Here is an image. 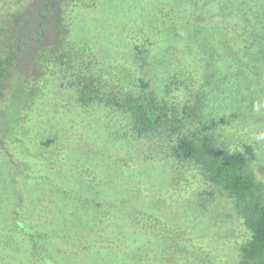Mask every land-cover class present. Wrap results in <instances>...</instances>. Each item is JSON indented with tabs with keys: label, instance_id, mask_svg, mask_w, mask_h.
Here are the masks:
<instances>
[{
	"label": "rangeland",
	"instance_id": "rangeland-1",
	"mask_svg": "<svg viewBox=\"0 0 264 264\" xmlns=\"http://www.w3.org/2000/svg\"><path fill=\"white\" fill-rule=\"evenodd\" d=\"M5 1L34 14L27 29L28 15L6 21L0 12V57L16 48L15 38L31 35L0 104V264H44L32 257L29 227L56 237L70 264H142L146 257L151 264H239L250 233L228 195L194 162L175 158L167 134L139 137L117 103H83L81 93L95 77L110 94H138L137 74L174 121L194 117L202 100L220 148L252 145L249 167L264 193V73L243 101L233 99L228 63L214 52L172 60L156 15H168L172 0H83L60 31L54 24L62 11L52 12L40 43L35 16L43 0ZM64 38L74 46H62ZM185 106L193 112L186 115Z\"/></svg>",
	"mask_w": 264,
	"mask_h": 264
},
{
	"label": "trees",
	"instance_id": "trees-1",
	"mask_svg": "<svg viewBox=\"0 0 264 264\" xmlns=\"http://www.w3.org/2000/svg\"><path fill=\"white\" fill-rule=\"evenodd\" d=\"M82 1L64 0L62 6L59 0H43L35 16L37 18L35 33L39 35L35 42L40 43L46 38L47 21L52 12L59 8L60 12L62 11L54 24L56 31H60L62 24L70 23L69 20L76 8L81 6ZM7 3L5 1L0 5L1 16L4 15L7 17L6 21H11L18 13L20 16L28 15V29L34 13L30 10L15 12L22 6L14 7L11 2ZM169 8L168 15L163 13V9L156 11V15L165 22L167 33L166 37L163 36V41L171 53L170 58L175 60L183 55L193 58L202 53L209 56V51L214 52L222 63H228V69L224 70V73L231 75L228 83L232 82V78L235 81V86L231 88L228 86L232 90L233 99L238 96H241L243 101L250 98L246 92H255V88H258L255 80L264 73V0H172ZM5 9L7 11H4ZM20 25L21 22L15 30L19 31ZM5 28L9 30L10 23H6ZM29 30L26 35L30 34ZM3 39L5 38L0 33V40ZM30 39L31 35H27L26 39L15 38L16 48L9 49L4 57H0V104L4 98V82L8 79L15 62L31 49ZM151 40L149 38L147 42ZM67 44L74 46L66 38L61 40L62 46ZM34 48L29 51V55L37 53ZM167 49L166 46L162 47L166 52ZM141 59L146 63L143 57ZM194 60L200 63L199 60ZM232 66L235 68L234 74L231 73ZM141 68L144 69V66ZM125 83H131L130 79ZM132 83L131 85L136 86L140 92L136 94L129 91L127 94L122 93L123 97H119L99 88V82L93 77L86 81L81 101L87 104L117 103L130 118L132 129L139 137L159 138L167 134L171 154L181 161L194 162L207 182L219 187L228 195L233 202V210L243 219L250 238L241 248L239 264H264V193L249 167L250 161L255 158L252 145L245 144L242 151L234 153L220 148L210 135L214 130L213 117L207 113L208 106L202 100L194 108V117L192 114L187 115V111L193 112L192 107L185 106L184 112L187 116L174 121L166 103L162 104L156 99L153 91L151 94L154 96L146 94L151 87L148 81L135 74ZM214 84L219 88L222 82ZM215 90L217 89L213 87V92ZM118 98L122 101H117ZM227 108H230L229 105ZM93 203L95 202L88 201L86 205L92 207ZM157 221L156 227L161 229L159 222L162 221ZM18 222L16 221V225ZM29 229L27 235L32 243V257L39 255L44 264H66L67 261L70 264L65 247L60 246L62 250L60 251L54 246L56 237L51 233L43 234L33 231L30 227ZM146 258L147 261L142 264H151L150 257Z\"/></svg>",
	"mask_w": 264,
	"mask_h": 264
}]
</instances>
